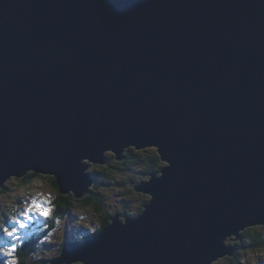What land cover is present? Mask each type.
I'll list each match as a JSON object with an SVG mask.
<instances>
[{
    "label": "water",
    "instance_id": "1",
    "mask_svg": "<svg viewBox=\"0 0 264 264\" xmlns=\"http://www.w3.org/2000/svg\"><path fill=\"white\" fill-rule=\"evenodd\" d=\"M129 147L164 163L141 213L49 264H212L264 224V0H0V187L80 199Z\"/></svg>",
    "mask_w": 264,
    "mask_h": 264
},
{
    "label": "rangeland",
    "instance_id": "2",
    "mask_svg": "<svg viewBox=\"0 0 264 264\" xmlns=\"http://www.w3.org/2000/svg\"><path fill=\"white\" fill-rule=\"evenodd\" d=\"M149 148L152 149L153 147ZM126 152L127 149L120 156L126 157L128 155ZM114 157V153L108 150L104 153V164L87 162V159L83 160V163L87 165L85 173L91 177L93 176L92 178L97 184V194L92 199H99L101 207L96 209L92 205L76 203L69 208L62 218L56 219L55 226L48 235V242L46 244L42 243L41 249L38 250L40 256L38 264H49V261L58 258L62 244L68 243L69 240H73L77 245H80L81 242L86 241L84 239L86 235L94 236L96 234L94 232L99 228L104 230L108 226V224H104L107 217H113L117 214L123 215L124 213L135 216L141 213L143 207L139 211L140 205L143 206L147 203L150 197L145 193L133 191V188L127 186V184L138 185L145 182V180L148 182L149 176L147 175L145 178L143 167L136 162L127 165L126 163L123 164V158L119 161L115 160ZM108 162L113 167L106 171L104 166ZM129 176L134 177L135 180L125 183L124 179ZM15 178L10 177L3 184L4 188H0V227H8L4 236L10 233L12 239L17 242L18 238L21 240L26 239L30 234H33L34 237H39L42 232L45 234L48 228L44 226V222L49 219L50 215L53 216L60 200H58L57 191L47 178L35 179L26 188L20 186ZM94 200H91V202L93 203ZM119 218L123 219V217ZM50 239L52 242H49ZM233 239L234 236L232 235L228 237L225 243L227 246L232 247L237 254L231 257L219 258L212 264H264V260L262 261L264 259V247L261 250L252 249L245 246L247 243L244 240L243 242L239 240L232 241ZM2 244L7 247L11 246L6 241L4 242L1 236L0 248L4 247ZM13 251L15 250L11 249L8 254L0 252V264L15 262L12 256ZM234 256L238 257L237 261L234 260ZM70 264L82 263L74 261Z\"/></svg>",
    "mask_w": 264,
    "mask_h": 264
},
{
    "label": "trees",
    "instance_id": "3",
    "mask_svg": "<svg viewBox=\"0 0 264 264\" xmlns=\"http://www.w3.org/2000/svg\"><path fill=\"white\" fill-rule=\"evenodd\" d=\"M126 153L128 155L123 158L124 159L123 164L126 163L127 165H131L132 163L136 162L141 167H143L145 178H146V175L150 173H155L156 175L159 174V171L164 166V163L160 160V157L157 151L153 148L151 149L149 147H145L142 149H135V148L129 147L127 148ZM112 167L113 165L110 162H108V164L104 166L106 171H108ZM118 168L121 169L120 167ZM45 178L49 180L52 187L57 191L58 200H60L57 207L55 206L56 209L54 211L52 218L49 219V221H47V223H45L44 225L46 228H48L47 231H45V234L44 232H42L39 235V237H34L33 234H30L29 236L26 237V239L21 240L20 238H18V241L15 242L12 239L11 237L12 235L10 233H7L8 235L4 236V233L6 229H8V227L7 228L0 227L1 229L0 237L2 236L4 242L6 241L7 243L11 245L7 247L4 244H2L4 247L0 248V252H3L4 250H6L4 253L8 254V251L10 249L15 250L16 252L14 253V255H12L13 260L15 261L14 264H38V261L40 260L38 250L41 249L40 248L41 244L48 242L47 240L48 233L50 232L51 228H54L55 220L58 218H62L64 214L68 212L69 208L73 206V204L81 203L82 205H92L96 209H100L101 207V203L99 199H95V200L92 199V197L97 194L96 192L97 184L96 183H95V186L91 188V193H89L88 195H86L85 197L81 199H76L71 194L70 195H60L58 193V189L56 186V180L53 176H47V175L44 176V175L29 172L26 175H24L22 178L20 179L15 178V179H17V181L20 183V186H24L26 188V186L29 185L31 182H34L35 179H45ZM133 180H135L134 177L129 176L128 178L126 177L124 179V182L128 183ZM91 200H94V202L92 203ZM141 208H142V205H140L139 211L141 210ZM107 219H110V217L105 218L106 221ZM106 221L104 222V224H108L109 220L107 222ZM100 229L102 228H99L97 231H99ZM263 229H264V225L247 228L241 231L240 233L242 236L241 238L247 243L246 244L247 246L251 247L252 249L261 250L264 247V230ZM97 231H95L94 233H97ZM84 239L86 238L84 237ZM236 254L237 252L234 255ZM236 259H238V257L234 256L235 261H237ZM234 260L233 262H235Z\"/></svg>",
    "mask_w": 264,
    "mask_h": 264
},
{
    "label": "clouds",
    "instance_id": "4",
    "mask_svg": "<svg viewBox=\"0 0 264 264\" xmlns=\"http://www.w3.org/2000/svg\"><path fill=\"white\" fill-rule=\"evenodd\" d=\"M126 149H127V148H126ZM154 149H155V148H154ZM124 151H125V149L123 150V152H124ZM123 152H122V153H123ZM120 155H121V154H120ZM106 160H107V159H106ZM28 173H29V172H28ZM32 173H33V172H32ZM152 174H154V173H152ZM157 175H159V174H157ZM146 176H147V175H146ZM92 177H93V176H92ZM92 177H91V179H92V182H93V183H92V186H93V185H95V182H94V180H93ZM94 177L96 178L95 175H94ZM21 178H22V177H21ZM148 178H150V176H149ZM145 181H146V180H145ZM92 186L90 187V190H91ZM28 190H29V189H28ZM90 193H91V191H90ZM87 195H88V194H87ZM73 197H74V196H73ZM74 198H75V197H74ZM76 199H77V198H76ZM80 199H81V198H80ZM53 214H54V213H53ZM123 215H124V216H129V215L126 214V213H124ZM135 216H137V215H135ZM51 218H52V217H51V215H50L49 219H51ZM118 218H119V217H118ZM46 219H47V218H46ZM49 219H48L47 221H49ZM119 219H120V218H119ZM120 220H121V219H120ZM123 220H124V218L122 219V221H123ZM47 221H45V222L43 221V222H44V223H47ZM106 222H107V221H106ZM109 223L111 224V222H108V224H109ZM263 225H264V224H263ZM263 225H256V226H263ZM249 228H250V227H249ZM52 229H53V228H51V230H52ZM246 229H247V228H246ZM51 230H50V231H51ZM244 230H245V229H244ZM242 231H243V230H242ZM49 233H50V232H49ZM49 233H48V235H49ZM240 233H241V232H240ZM239 237H240V238H239L238 240L243 242V239L241 238V237H242L241 234H240ZM85 238H86V239H89V238H91V236H87V235H86ZM48 239H49V238H48ZM48 239H47V240H48ZM49 242H52L51 239H50ZM63 242H64V241H63ZM81 243H82V242H81ZM44 244H46V242H45ZM63 245H64V244H62L61 249H62ZM243 245H244V244H243ZM245 246H247V245H245ZM240 247H241V246H240ZM235 249H236V248H235ZM2 251H3V250H2ZM5 251H6V250H4L3 252H5ZM60 251H61V250H60ZM9 252H11V249L8 251V253H9ZM15 252H16V251H13V254H12V255H14ZM234 252H236V251L234 250ZM233 255H234V253H233ZM233 255H232V256H233ZM59 256H60V255H59ZM229 257H231V256H229ZM263 260H264V259H262V261H263ZM14 263H15V262H12V264H14Z\"/></svg>",
    "mask_w": 264,
    "mask_h": 264
},
{
    "label": "bare ground",
    "instance_id": "5",
    "mask_svg": "<svg viewBox=\"0 0 264 264\" xmlns=\"http://www.w3.org/2000/svg\"><path fill=\"white\" fill-rule=\"evenodd\" d=\"M47 176H51V175H47ZM11 177H14V176H11ZM18 179H20V178H18ZM6 181H7V180H5L4 182H6ZM56 186H57V189H58V193L61 195V193H60V191H59V187H58V185H57V181H56ZM0 188H3V186H1ZM70 194L73 195L71 191L68 192L67 194H64V195H70ZM85 196H86V195H84L83 197H85ZM83 197H82V198H83ZM117 215H119V214H117ZM117 215H114L113 217H115V216H117ZM113 217H110V219H112ZM118 217H119V216H118ZM118 217H117V218H118ZM110 219H109V222H111ZM102 230H103V229H100L99 231H97V233H99V232L102 231ZM97 233H96V234H97ZM96 234H94V235H96ZM91 237H92V236H91ZM86 240H88V239H86ZM235 253H236V252H234V254H235ZM224 257H225V256H224Z\"/></svg>",
    "mask_w": 264,
    "mask_h": 264
},
{
    "label": "flooded vegetation",
    "instance_id": "6",
    "mask_svg": "<svg viewBox=\"0 0 264 264\" xmlns=\"http://www.w3.org/2000/svg\"><path fill=\"white\" fill-rule=\"evenodd\" d=\"M109 219H107V221H108Z\"/></svg>",
    "mask_w": 264,
    "mask_h": 264
}]
</instances>
